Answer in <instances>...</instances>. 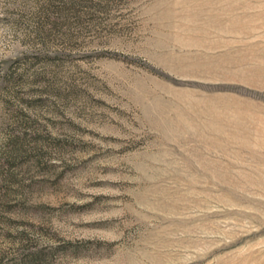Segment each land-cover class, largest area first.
I'll return each mask as SVG.
<instances>
[{"label":"rangeland","instance_id":"rangeland-1","mask_svg":"<svg viewBox=\"0 0 264 264\" xmlns=\"http://www.w3.org/2000/svg\"><path fill=\"white\" fill-rule=\"evenodd\" d=\"M0 264H264V0H0Z\"/></svg>","mask_w":264,"mask_h":264}]
</instances>
